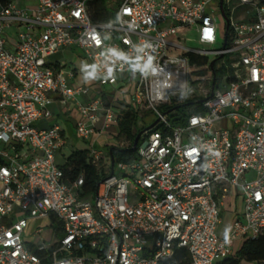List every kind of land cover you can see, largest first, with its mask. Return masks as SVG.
Returning <instances> with one entry per match:
<instances>
[{
	"label": "built area",
	"instance_id": "obj_1",
	"mask_svg": "<svg viewBox=\"0 0 264 264\" xmlns=\"http://www.w3.org/2000/svg\"><path fill=\"white\" fill-rule=\"evenodd\" d=\"M36 1L0 4V264H170L181 250L186 264H218L239 241L259 238L264 0H223L219 50L212 4L221 13L220 0H106L117 5L116 22L106 23L92 18L95 0ZM193 32L199 48L184 43ZM72 48L111 93L91 97L90 87L73 83L75 70L50 60ZM190 56L207 63L191 65ZM52 95L75 107L82 141L118 128L130 108L159 123L144 131L131 163L112 165L109 151L105 160L92 146V164L106 167L95 196L83 198L84 176L69 184L58 163L70 146L65 129L40 127L54 118ZM194 98L204 100V112L173 127L174 110L161 107ZM119 104L126 108L116 112ZM227 197L239 206L220 235ZM41 220L51 221L58 241L30 231Z\"/></svg>",
	"mask_w": 264,
	"mask_h": 264
},
{
	"label": "trees",
	"instance_id": "obj_2",
	"mask_svg": "<svg viewBox=\"0 0 264 264\" xmlns=\"http://www.w3.org/2000/svg\"><path fill=\"white\" fill-rule=\"evenodd\" d=\"M12 0H0L1 5H8ZM92 18L95 22H108L110 18L109 6L106 0H95L90 9ZM202 68L206 65V59H196L190 56V64ZM206 72H199V75H205ZM221 74L216 72V76ZM198 99H175L171 106H162L164 112L174 110L168 120L173 127H184L187 125L188 118L193 114L204 112L203 105L198 104ZM149 114V113H148ZM145 122L139 112L134 108L125 111L118 125L117 139L125 140L128 146L123 148L111 147L113 149V159L115 163H131L137 159L138 149L142 144L139 139L137 147L134 148L135 140L139 133L146 131L156 120L146 122L139 128V122ZM158 128V127H157ZM108 149V151H110ZM109 154V152H108ZM106 167V162L100 161L98 167L94 166L90 160V150L74 151L65 160L64 166H61L64 173V179L69 184H73L81 175L84 176V185L82 187V197L88 198L95 196L98 184L100 183L102 172ZM59 233V232H58ZM60 234V233H59ZM188 255L185 250L177 252L170 264H186ZM243 262L264 264V233L255 240L244 241L241 248L234 254L218 264H242Z\"/></svg>",
	"mask_w": 264,
	"mask_h": 264
},
{
	"label": "rangeland",
	"instance_id": "obj_3",
	"mask_svg": "<svg viewBox=\"0 0 264 264\" xmlns=\"http://www.w3.org/2000/svg\"><path fill=\"white\" fill-rule=\"evenodd\" d=\"M25 0H20L21 3H24ZM109 6V11H110V16L112 17V20L116 22V14L113 12L115 10V8L117 7L116 4H111L108 3ZM212 7L214 8V10L216 11L215 17L218 18V27H219V37H218V43L217 45H215L213 47L214 50H219L222 47L223 44V38H224V33H225V20L223 18V16L221 15L220 12H218V7L219 5L216 2H213ZM181 36H183V34H180ZM9 36L10 39H14L16 38V30L12 29L11 31H9ZM197 40V35L193 32L191 34H189L187 40L184 42L187 46L192 47V48H199V44L196 41ZM213 58V57H212ZM53 59H58L59 61H67V62H75L78 64V67L80 66L82 68V71H90V62L88 61L87 63L84 61V59H82V52L80 51H71V52H65V54L63 56H58L56 58ZM50 59V60H53ZM48 60V61H50ZM106 91H109V88H106ZM190 96V95H189ZM126 107L124 105H116L115 106V111H119L120 110H124ZM68 120V119H67ZM67 120H61L60 125L65 129L66 131V135L68 137V140L70 141V146H68L67 148H65L61 154L60 157H58V163L61 166H64L65 164V159L68 158V156L71 155V153L73 151H77V150H85V149H90V143L88 142H84L82 140H80L76 134V129H75V117L74 115H70V119ZM152 119L146 120L145 122H139V128H141L143 125H145L146 122H150ZM48 123H40V127H47ZM220 126V125H219ZM111 134L109 136H107V134H105L106 136L105 141L109 142L111 144V147H126L128 146V143L125 140H119L117 139V132L115 129H113L112 131H110ZM105 142V143H106ZM105 143H103V141L98 142V150L101 151L104 154V158L105 160L107 159V150L105 148ZM231 208L228 207V209L226 211L223 212L222 214V225L219 229V234L220 235H224L226 234L229 230L230 227L232 225L233 222V215L232 213H230V211H232L234 208H237L238 202H232L231 204ZM230 208V209H229ZM51 221L50 220H41V221H35L30 223V231H34L37 228H41L43 230V235L45 238L49 239V243L58 241L61 237V235L57 232L56 229H53L51 226ZM245 240H241L237 243L235 251L239 250L241 248V245L243 244ZM242 264H256V263H249V262H243Z\"/></svg>",
	"mask_w": 264,
	"mask_h": 264
},
{
	"label": "crops",
	"instance_id": "obj_4",
	"mask_svg": "<svg viewBox=\"0 0 264 264\" xmlns=\"http://www.w3.org/2000/svg\"><path fill=\"white\" fill-rule=\"evenodd\" d=\"M22 4L24 6H26V7L34 8L37 5V1L36 0H25L24 3H22ZM68 51L71 52V51H80V50L77 49V48H72L70 50H65V51H62L59 54L55 55L53 58H56L58 56H63L65 54V52H68ZM82 59H84L83 54H82ZM51 61L53 63L65 62L68 65V68L75 70L76 79L73 81V83H76V84H79V85H86V86L90 87L91 88V97L97 96V95L101 94L102 92H106L107 93L106 88L103 89V88L98 86L97 80L94 77L93 68H92L91 64L89 66L91 69H90V71L87 72V71H82V68L80 66L78 67V64L76 63V61L73 62V63L72 62H67V61H59L58 59H53ZM84 61L86 63L88 62L85 59H84ZM113 91H114V89H113ZM111 92H112V90H111V88H109L108 93H111ZM123 98H124V96L122 94H119L118 100H123ZM80 100H81V102L86 103L87 98H81ZM51 101L52 102H51V104L49 106V109L52 111V113L54 115V118H53V120L51 122H48L47 127L51 126L53 124H59L60 125L59 122H61V120H67V119L69 120L70 119V115H74L75 122L76 123L78 122L79 115H78V113H77V111H76L74 106H72L70 108H67L64 105L61 97H59L57 95H52L51 96ZM130 109H128V110H130ZM113 129H115L116 132H117L116 134H118V128L114 127L110 131H112ZM110 131L108 133H106L107 136H109L111 134ZM105 136L106 135H104L102 137H98V138L94 137L90 141H84V142L90 143V146H91L90 149L92 148V146L97 149L98 148L97 147L98 146V142H100V141H103V143L106 142L105 138H104ZM104 146H105V148H106V150L108 152V149L110 148L111 144L109 142H106ZM90 149H85V150H90ZM77 151H80V149L77 150ZM221 201H222L221 202L222 203V214H223L224 211H226L228 209V207L231 208L230 204L233 201L236 202L232 197L223 198ZM236 210H237V208H234L232 211H230V213H232V215H233V218H234V214L236 213Z\"/></svg>",
	"mask_w": 264,
	"mask_h": 264
},
{
	"label": "water",
	"instance_id": "obj_5",
	"mask_svg": "<svg viewBox=\"0 0 264 264\" xmlns=\"http://www.w3.org/2000/svg\"><path fill=\"white\" fill-rule=\"evenodd\" d=\"M220 9H221V14H222V16L225 18L224 9H223V0H220ZM214 63H215V62H212V63H211V68H213ZM203 102H204V100H203V101H200L199 104H201V103H203ZM158 123H159V121L157 120V121H156L154 124H152L147 130H151V129L155 128V126H156ZM143 133H144V132H141V133L138 134V136H137V138H136V140H135L134 148L137 147L138 141H139V139L141 138V136L143 135ZM112 154H113V149H111V150L109 151V155H110V158H111L112 165H114V164H115V161H114V159H113V155H112Z\"/></svg>",
	"mask_w": 264,
	"mask_h": 264
}]
</instances>
